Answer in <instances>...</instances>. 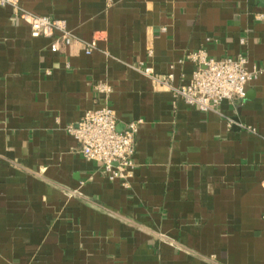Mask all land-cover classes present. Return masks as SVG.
<instances>
[{"label": "crops", "instance_id": "crops-1", "mask_svg": "<svg viewBox=\"0 0 264 264\" xmlns=\"http://www.w3.org/2000/svg\"><path fill=\"white\" fill-rule=\"evenodd\" d=\"M19 3L76 41L54 53L0 6V264H264V73L214 111L172 89L198 49L264 69V0ZM106 103L142 121L129 187L66 129Z\"/></svg>", "mask_w": 264, "mask_h": 264}, {"label": "built area", "instance_id": "built-area-1", "mask_svg": "<svg viewBox=\"0 0 264 264\" xmlns=\"http://www.w3.org/2000/svg\"><path fill=\"white\" fill-rule=\"evenodd\" d=\"M6 5H11L15 13L30 25L33 37L54 36L50 46L52 52L76 41L64 20L30 13L21 7L19 0H0V6ZM263 17V13L257 15L258 19ZM96 47L97 41L93 39L87 43L85 52L90 54ZM186 58L196 64L192 79L189 84L172 89L178 98L202 111L217 110L225 101L232 104L243 101L247 97L248 82L264 73V69L257 66L249 69L248 58L243 54L216 59L209 57L204 49H198L188 52ZM169 76L173 77L172 74ZM96 89L102 93L111 90L107 83H98ZM141 122H129L119 130L116 111L106 103L85 111L66 129L80 143L85 158L101 163V170L110 180H120L129 187L137 166L135 143Z\"/></svg>", "mask_w": 264, "mask_h": 264}]
</instances>
